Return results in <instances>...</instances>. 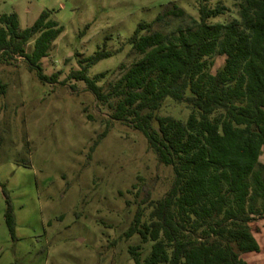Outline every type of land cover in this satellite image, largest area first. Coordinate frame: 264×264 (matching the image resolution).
I'll use <instances>...</instances> for the list:
<instances>
[{
    "label": "trees",
    "instance_id": "16d2710c",
    "mask_svg": "<svg viewBox=\"0 0 264 264\" xmlns=\"http://www.w3.org/2000/svg\"><path fill=\"white\" fill-rule=\"evenodd\" d=\"M208 1L199 0L197 20L169 3L153 23H139L128 44L140 58L128 68L120 64L119 78L106 89L98 85L105 73L87 76L90 66L110 56L104 48L67 76L84 82L108 110L99 139L121 122L145 137L159 164L172 168L164 196L149 202L145 220L137 208L124 232L152 243L142 262L139 247L129 248L134 264H247L242 254L260 252L263 232L251 224L264 220V170L258 166L264 149V0H232L235 15L217 23L208 21L226 9H208ZM52 15L42 10L24 29L15 13L0 15V60L22 58L41 82L55 83L57 73L47 77L41 65L62 33ZM172 22L185 26L168 30ZM218 56L223 62L211 72ZM166 98L188 109L185 120L157 115ZM0 188L4 224L14 239L13 211Z\"/></svg>",
    "mask_w": 264,
    "mask_h": 264
},
{
    "label": "rangeland",
    "instance_id": "374dc122",
    "mask_svg": "<svg viewBox=\"0 0 264 264\" xmlns=\"http://www.w3.org/2000/svg\"><path fill=\"white\" fill-rule=\"evenodd\" d=\"M175 4L198 19L199 0H0V15L15 13L18 28L32 25L42 10L53 11L62 33L41 60L43 73L57 81L41 82L22 58L0 60V183L15 219V238L4 224L5 199L0 188V264H134L129 248L139 247V260L151 242L137 234L125 238L137 208L144 220L149 202L161 199L172 182V168L157 162L145 137L113 122L109 112L87 91L84 82L68 80L80 61L105 49L110 56L90 66L87 76L103 89L120 76L118 66L140 58L128 39L139 23H153L163 8ZM225 12L209 23L236 13L232 0H209ZM184 27L172 22L168 30ZM30 46L27 47V50ZM214 58L211 72L223 62ZM188 109L166 98L158 116L185 120ZM91 116V120L87 116ZM264 170V149L259 165ZM257 238L260 252L242 254L247 264L264 263V220Z\"/></svg>",
    "mask_w": 264,
    "mask_h": 264
},
{
    "label": "crops",
    "instance_id": "0c3cea01",
    "mask_svg": "<svg viewBox=\"0 0 264 264\" xmlns=\"http://www.w3.org/2000/svg\"><path fill=\"white\" fill-rule=\"evenodd\" d=\"M262 153V152H261Z\"/></svg>",
    "mask_w": 264,
    "mask_h": 264
}]
</instances>
